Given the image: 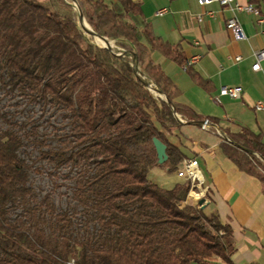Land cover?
<instances>
[{"label": "trees", "instance_id": "obj_1", "mask_svg": "<svg viewBox=\"0 0 264 264\" xmlns=\"http://www.w3.org/2000/svg\"><path fill=\"white\" fill-rule=\"evenodd\" d=\"M94 36L131 62L95 45ZM155 55L213 92L179 45L154 34L135 0H0V88L52 107L69 126L55 147L40 141L37 122L7 120L0 129V264H232L230 226L187 203L190 182L169 189L152 182L153 140L167 148L168 173L178 174L189 158L177 132L208 123L225 135L227 160L257 179L264 194L262 135L231 133L181 104ZM27 146L38 150L32 165L20 157ZM45 162L75 174L67 178L73 187L66 212L31 185L34 167Z\"/></svg>", "mask_w": 264, "mask_h": 264}, {"label": "crops", "instance_id": "obj_2", "mask_svg": "<svg viewBox=\"0 0 264 264\" xmlns=\"http://www.w3.org/2000/svg\"><path fill=\"white\" fill-rule=\"evenodd\" d=\"M135 1L142 5L154 34L172 45H179L194 72L211 83L213 92L208 94L191 81L185 68L164 59L175 66L160 64L166 77L180 90L179 102L202 117L218 119L220 128L231 133L247 128L260 134L264 143V112L254 110L255 105L264 100V62L259 63V72L253 71L258 63L256 54L264 49V37L260 34L264 27L257 26L253 16L222 10L217 5L207 9L214 13L213 18L205 16L207 10L199 7L198 0ZM235 3L259 8L264 16V0H235ZM162 10H167V14L157 18L156 14ZM233 18L243 29L244 42L234 41L226 30L227 21ZM222 88H241L242 99L222 98L221 104H216L214 99ZM207 126L204 130L202 126L187 125L177 132L184 145L181 150L189 159L199 162L208 191L205 199L198 195L188 198L187 203L192 207L202 203L206 214L216 215L230 226L236 249L232 264H264L262 185L227 160L220 149L227 140L225 135Z\"/></svg>", "mask_w": 264, "mask_h": 264}, {"label": "rangeland", "instance_id": "obj_3", "mask_svg": "<svg viewBox=\"0 0 264 264\" xmlns=\"http://www.w3.org/2000/svg\"><path fill=\"white\" fill-rule=\"evenodd\" d=\"M76 22L79 24L80 17L77 16ZM93 43L104 49L96 40H93ZM108 51L115 54L120 60L131 62V57L128 54L122 53L123 55L119 56L117 52H114L110 49H108ZM154 61L158 65L169 63L160 55H155ZM170 65L175 67L173 64ZM7 120L11 121L12 123H18L19 125L34 122L33 125L36 126L37 122V125L40 127L38 131L40 141H42V139H46L47 144L51 145L52 147L57 146L58 139L64 137V135L69 131L68 122H66L62 115L56 112L52 107H47L44 110L42 105L31 104L29 103L28 98L18 94L8 95L6 94L5 90L0 88V129L7 128L5 123ZM173 142L175 145L179 144L177 140H174ZM38 155L37 149L32 146H27V148L20 154V157L25 159L29 165H32V163L38 158ZM34 170H38L39 173H32L31 185L35 191L39 193V196L43 197L52 194L53 202L57 211H68V199L71 197L70 189L73 187V185L67 178L71 176L73 177L75 174H72L70 170L55 172L53 167L48 165L46 162L38 163L34 167ZM151 180L158 186L167 189L171 188L169 187L171 183L173 184L184 181L178 178L177 173H168L167 163L163 166H159L158 164L156 165V168L151 175ZM82 220L83 218L78 216L75 221L77 233L81 236L84 232L80 225Z\"/></svg>", "mask_w": 264, "mask_h": 264}, {"label": "built area", "instance_id": "obj_4", "mask_svg": "<svg viewBox=\"0 0 264 264\" xmlns=\"http://www.w3.org/2000/svg\"><path fill=\"white\" fill-rule=\"evenodd\" d=\"M198 5L200 8L205 10L209 9L214 5H217L222 10H230L233 13H241V14L253 16L255 18L256 25L259 27H264V16L259 11V9H257L254 6L241 7L240 5L235 3V0H198ZM166 14H167V10H162L156 14V17L162 18ZM205 16L213 18L214 13L207 10L205 12ZM199 22H202V18H199ZM226 30L232 35L234 41L244 42L246 40L243 29L240 23L237 21V19L233 18L228 20L226 23ZM260 34L264 37V30H262ZM256 58L258 60V63L253 67V71L257 73L260 71L259 63L264 62V49L256 54ZM240 60L241 59L239 58L236 61L239 62ZM188 66L190 65L188 64ZM242 95H243V90L241 88H222L219 91V96L215 98L214 101L216 104L220 105L221 104L220 100L222 98H229L231 100H241ZM254 110L258 113L264 112V100L257 103L254 107ZM202 127L204 130H206L208 126L203 125ZM257 159L261 160L258 156ZM253 164L255 165V167H257L259 171H261V169L259 168L258 165H256L255 162H253ZM178 178L186 182H190L191 192L188 198L192 197L193 194H195L196 196L199 195L203 199L206 198L208 193L207 189H205L206 183L201 174L199 162L196 159L183 160L180 171L178 173Z\"/></svg>", "mask_w": 264, "mask_h": 264}, {"label": "water", "instance_id": "obj_5", "mask_svg": "<svg viewBox=\"0 0 264 264\" xmlns=\"http://www.w3.org/2000/svg\"><path fill=\"white\" fill-rule=\"evenodd\" d=\"M80 25L81 27H84V19L82 16H80ZM88 33V32H87ZM91 37L93 36L92 33H88ZM95 37V36H94ZM95 39H99L105 43H107L108 45L112 46L115 45L110 41L104 40V39H100L98 37H95ZM105 49V48H104ZM108 50V49H106ZM179 120V119H178ZM183 123L180 121V125H182ZM203 125H208V123H204ZM153 147L154 150L156 152V156H157V160H158V165L159 166H163L164 164L167 163L168 161V156H167V148L165 145H163L160 141L154 139L153 140ZM202 204V203H201Z\"/></svg>", "mask_w": 264, "mask_h": 264}, {"label": "bare ground", "instance_id": "obj_6", "mask_svg": "<svg viewBox=\"0 0 264 264\" xmlns=\"http://www.w3.org/2000/svg\"><path fill=\"white\" fill-rule=\"evenodd\" d=\"M103 48H107V49H110V50H112V51H114V52H117V54L119 55V56H121V55H123L122 54V52H121V50L118 48V47H116V45H114V46H110V45H108L107 43H105V42H103V41H101V40H99V39H95ZM195 197L196 195L195 194H193L192 195V197Z\"/></svg>", "mask_w": 264, "mask_h": 264}]
</instances>
